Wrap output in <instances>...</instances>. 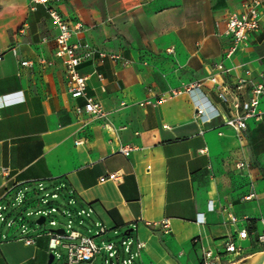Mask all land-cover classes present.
Returning a JSON list of instances; mask_svg holds the SVG:
<instances>
[{"label":"crops","instance_id":"crops-1","mask_svg":"<svg viewBox=\"0 0 264 264\" xmlns=\"http://www.w3.org/2000/svg\"><path fill=\"white\" fill-rule=\"evenodd\" d=\"M248 1L61 0L64 19L80 23L72 40L105 53L78 67L87 96L106 112L87 120L75 111L85 99L67 92L64 65L54 56L57 29L43 5L32 10L28 0L14 34H0V193L28 179L64 182L78 206H91L114 233L124 227L145 243L138 264H200L202 248L237 264L264 251L255 239L264 216V115L249 118L244 139H237L206 80L218 62L231 68L219 77L231 81L243 67L264 68V33H252L228 58V39L217 35L228 14ZM11 9L2 7L0 23ZM196 81L219 111L209 123L196 121L183 91ZM15 92V102L5 103ZM125 146H132L128 155L120 150ZM239 161L247 166L237 169ZM251 191L256 196L244 199ZM242 228L246 239L236 237ZM230 237L239 254L225 252ZM48 257L47 236L31 245L0 242V264H48Z\"/></svg>","mask_w":264,"mask_h":264},{"label":"built area","instance_id":"built-area-1","mask_svg":"<svg viewBox=\"0 0 264 264\" xmlns=\"http://www.w3.org/2000/svg\"><path fill=\"white\" fill-rule=\"evenodd\" d=\"M61 0H30V9L34 10L36 5L41 4L45 8L49 17L52 19L57 33L54 36V56L59 58L64 65V74L66 79L67 92L73 97H83L85 102L82 106H76L77 114L85 113L87 120H98L106 117L102 105L93 98L87 96L86 79L80 74L79 65L88 60L95 52L100 57L105 53L97 49L87 47L72 37L80 23L73 26L64 19L58 9V3ZM24 26L20 27L19 32L23 33ZM252 33H264V0H250L246 2L240 12H231L223 22V27L217 32V35L227 37L228 44L224 48L223 56L228 58L237 49L247 45ZM13 55L18 54L16 47H10ZM2 53H0V58ZM115 57V56H113ZM23 66H31V62L21 60ZM243 66V65H242ZM216 73L206 77L211 85V89L216 98L225 107L222 114V123L224 126L232 129L237 139L242 140L245 137L246 121L249 118L260 120L264 115V110L259 108L264 100V68H258L255 73L250 67H243V75L231 81L224 76L229 75L231 68L225 66L222 62L214 64ZM99 80L102 76L97 73ZM183 91L191 97L194 106V118L201 124L209 123L214 117L219 115L217 108L205 98L201 91V81H196L185 85ZM177 91H171L175 94ZM19 92L5 95V103L15 102L11 96ZM16 99V101H19ZM23 99V98H22ZM162 98H159L161 100ZM202 130H200V133ZM221 134V132H218ZM132 146L121 147L124 155H128ZM247 166L244 161L236 163V168L241 169ZM6 170V169H4ZM116 178L117 174L110 175ZM40 195L39 199L34 196ZM254 191L244 195V199L255 197ZM61 200L59 203L58 200ZM27 202V206L36 207L34 212L28 211L25 216L22 215V203ZM59 213L64 223L60 224L59 219L54 216ZM35 215L37 220L44 218L42 224L48 222L51 227L43 231H36L32 225H28L29 217ZM94 210L91 206H78L77 198L72 189L68 188L64 182H57L47 185L41 179H28L16 182L7 186L0 193V224L6 228L0 230V242L7 240L22 241L26 245L35 243L36 238L41 236L48 237V252L52 254L56 264H94L97 256L103 253L101 264H138L141 251L145 243L133 237L130 233H124L118 242L111 240L101 241L98 245L94 238L105 235L109 229L98 220H92ZM92 221L94 227V236L91 229L85 227V221ZM201 215L197 216V221H201ZM231 222H236L237 217L229 215ZM262 230L255 237L256 242L264 245V216L260 218ZM162 226L167 228V222L163 221ZM62 229V232L56 231ZM15 235H12V234ZM249 231L246 228L239 229L236 237L246 239ZM60 248L66 250L65 256ZM225 252L239 254L241 247L235 243V238L230 237L225 242ZM229 261L222 260L220 256L214 254L210 249H201L200 264H227ZM145 264V263H140Z\"/></svg>","mask_w":264,"mask_h":264},{"label":"rangeland","instance_id":"rangeland-1","mask_svg":"<svg viewBox=\"0 0 264 264\" xmlns=\"http://www.w3.org/2000/svg\"><path fill=\"white\" fill-rule=\"evenodd\" d=\"M117 1V0H114ZM28 0H0V11L2 10V7L4 5H6L7 3H11L12 5V9L10 10V19L7 22L4 23H0V34H2L3 36H8L9 38L14 34L15 30L19 27V25L22 23V21L24 20L25 14L28 10V5H27ZM12 21V22H11ZM110 21V19H107V22ZM11 22V23H10ZM40 195H36L34 196V199H39ZM58 202L60 203L61 200L59 199ZM36 210V207L34 206H27V202L22 203V207H21V211H22V215L25 216L26 212L28 211H32L34 212ZM54 216H56L59 221L60 224L64 223V219L63 217L59 214V213H55ZM100 219H96V217H93V221L94 220H98L101 221L108 229L109 231L103 235V236H96L94 238V241L100 245L101 241H114V242H118L120 240V238L124 235L125 233V228L124 227H120L117 229V232L114 233V228H112V226H110L107 221H105V219L103 217H99ZM36 220V216L32 215L29 217V221L27 222L28 225H32L36 231H43L44 229H49L51 228L48 225V222H46L45 224H36L35 223ZM85 227L90 228L91 229V234L92 236H94V231H95V227L93 225L92 221H85ZM0 230L1 231H5L6 228H4L1 224H0ZM62 254L65 256L66 254V250L60 248ZM102 256L103 253H100L97 256V260L95 261L94 264H101L102 263ZM57 260L54 259L52 261L51 264H56Z\"/></svg>","mask_w":264,"mask_h":264},{"label":"water","instance_id":"water-1","mask_svg":"<svg viewBox=\"0 0 264 264\" xmlns=\"http://www.w3.org/2000/svg\"><path fill=\"white\" fill-rule=\"evenodd\" d=\"M44 221V218L41 217L37 220V223H40L42 224V222ZM56 231L58 232H62L63 230L62 229H57ZM126 233H129V232H126ZM53 261V256L52 254H49V257H48V261L47 263L48 264H51ZM237 264H264V251H261Z\"/></svg>","mask_w":264,"mask_h":264}]
</instances>
